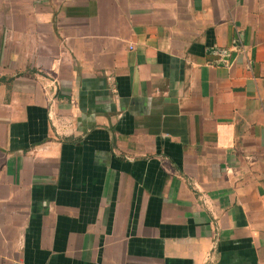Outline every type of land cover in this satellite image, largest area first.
I'll return each instance as SVG.
<instances>
[{"label": "crops", "instance_id": "0c3cea01", "mask_svg": "<svg viewBox=\"0 0 264 264\" xmlns=\"http://www.w3.org/2000/svg\"><path fill=\"white\" fill-rule=\"evenodd\" d=\"M264 263V0H0V264Z\"/></svg>", "mask_w": 264, "mask_h": 264}, {"label": "built area", "instance_id": "2783aa9c", "mask_svg": "<svg viewBox=\"0 0 264 264\" xmlns=\"http://www.w3.org/2000/svg\"><path fill=\"white\" fill-rule=\"evenodd\" d=\"M261 264H264V263H261Z\"/></svg>", "mask_w": 264, "mask_h": 264}]
</instances>
